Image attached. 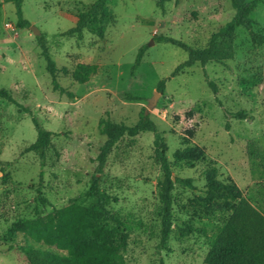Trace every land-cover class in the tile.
<instances>
[{"label":"rangeland","instance_id":"374dc122","mask_svg":"<svg viewBox=\"0 0 264 264\" xmlns=\"http://www.w3.org/2000/svg\"><path fill=\"white\" fill-rule=\"evenodd\" d=\"M94 1L22 0V17L29 25L20 27L13 3L0 0V89L53 132L48 162L59 154L55 166L43 169L40 193L47 202L40 204L35 200L38 157L23 152L36 136L30 113L0 98V264H27L28 247L58 252L26 237L22 223L72 201L87 204L84 192L105 140L99 119L132 125L145 109L163 137L172 174L190 178L191 186L176 183L172 191L166 250L159 245L157 183L162 172L153 158V134L124 135L115 143L99 182L114 198L109 209L129 232L124 264H201L238 195L264 213V0L251 13L253 30L263 35L260 45L237 27L232 59L203 66L196 62L172 77L186 52L155 36L203 47L232 17L229 0H166L162 8L156 0H106L111 20L98 16L79 36L64 35ZM31 26L45 38L58 69L71 70L77 62L96 65L84 83L57 71L59 84L73 97L52 90ZM143 44L140 63L131 72ZM154 92L156 100L147 108ZM238 110L252 119L224 114Z\"/></svg>","mask_w":264,"mask_h":264},{"label":"trees","instance_id":"16d2710c","mask_svg":"<svg viewBox=\"0 0 264 264\" xmlns=\"http://www.w3.org/2000/svg\"><path fill=\"white\" fill-rule=\"evenodd\" d=\"M2 1L13 3L18 26L29 25V22L22 17V0ZM164 1L166 0H156V5L162 8ZM229 1L234 10L232 17L209 36L203 47H191L176 38L162 34L155 36L156 41L170 43L186 52V58L173 68L169 76L176 75L196 62L203 66L208 62H223L232 59L237 27H243L247 31L254 46L263 42V35L253 30L254 21L251 17L258 0ZM105 4L106 0H95L87 11L77 15L74 26L65 30L63 34L79 36L89 22L97 21L98 16L111 20L112 15L106 9ZM35 38L50 77L52 90L73 97L72 92L59 84L56 77L57 71L69 75L77 83H84L95 72L96 65L77 62L71 70L66 67L58 69L43 35H36ZM145 48L146 45L143 44L137 49L131 72L139 65ZM164 83V78L158 81L156 88L159 92L163 91ZM207 84L215 93L216 88L213 82L208 80ZM0 98L15 104L19 111L30 113L36 136L23 152L31 151L38 157L39 183L35 200L44 204L47 200L40 193L43 169L47 165L55 166L59 155L56 151V159L48 162V152L54 150L53 132L43 127L38 117L31 114L26 106L17 102L8 90L0 89ZM224 114L226 118L252 119V116L244 110L225 111ZM225 127L228 128L227 123ZM98 130L105 136V140L95 157L97 163L95 173L90 179L89 187L84 192V196L90 201L87 204L72 201L23 222L22 230L26 237L54 246L58 250L55 252L39 247H28L25 250L27 264H124V251L127 247L129 232L125 222L109 209L108 205L114 198L101 188L99 174L102 173L107 156L115 143L124 135L135 136L139 132L153 134V158L162 172V177L157 183L160 220L159 245L166 250L169 249L166 240L172 226V191L176 183L191 186L190 178H180L172 174L165 156L166 146L163 137L146 113L141 112L139 119L132 125L102 117L98 121ZM209 188V194L212 196L214 187L210 185ZM201 264H264V213L256 209L247 198L238 195L226 220L212 238Z\"/></svg>","mask_w":264,"mask_h":264},{"label":"water","instance_id":"95a60500","mask_svg":"<svg viewBox=\"0 0 264 264\" xmlns=\"http://www.w3.org/2000/svg\"><path fill=\"white\" fill-rule=\"evenodd\" d=\"M30 29L32 30V32L35 35H38L39 31L34 26H31ZM151 42H152V40L150 41V43ZM157 95H158V92H154L153 95L148 99L147 108H151L153 106ZM146 112H147V109H145L144 113H146Z\"/></svg>","mask_w":264,"mask_h":264}]
</instances>
